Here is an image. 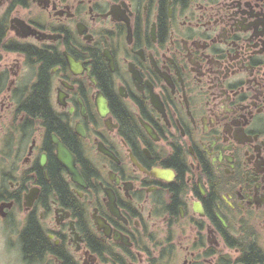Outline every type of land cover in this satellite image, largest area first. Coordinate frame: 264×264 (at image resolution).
I'll list each match as a JSON object with an SVG mask.
<instances>
[{
    "label": "flooded vegetation",
    "instance_id": "af4514ba",
    "mask_svg": "<svg viewBox=\"0 0 264 264\" xmlns=\"http://www.w3.org/2000/svg\"><path fill=\"white\" fill-rule=\"evenodd\" d=\"M0 264H264V0H0Z\"/></svg>",
    "mask_w": 264,
    "mask_h": 264
},
{
    "label": "trees",
    "instance_id": "16d2710c",
    "mask_svg": "<svg viewBox=\"0 0 264 264\" xmlns=\"http://www.w3.org/2000/svg\"><path fill=\"white\" fill-rule=\"evenodd\" d=\"M39 90L42 91V88L40 87ZM46 244H47V241L45 240L43 233L38 230V226L36 224H32L31 230H30V241H29L30 256L33 257L35 252L37 253L41 252L40 250Z\"/></svg>",
    "mask_w": 264,
    "mask_h": 264
},
{
    "label": "water",
    "instance_id": "95a60500",
    "mask_svg": "<svg viewBox=\"0 0 264 264\" xmlns=\"http://www.w3.org/2000/svg\"><path fill=\"white\" fill-rule=\"evenodd\" d=\"M61 158L62 160L69 166L68 169L70 171V173L73 174V178L74 180H80L81 176L79 174V171L72 166V162H71V157L69 155V153L67 152L65 146H61Z\"/></svg>",
    "mask_w": 264,
    "mask_h": 264
}]
</instances>
